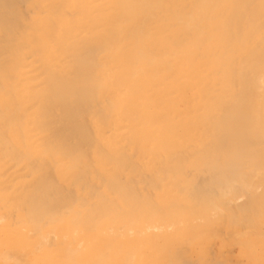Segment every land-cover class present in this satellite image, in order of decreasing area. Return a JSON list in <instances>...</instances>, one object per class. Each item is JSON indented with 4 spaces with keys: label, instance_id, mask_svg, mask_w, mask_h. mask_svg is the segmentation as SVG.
<instances>
[{
    "label": "bare ground",
    "instance_id": "obj_1",
    "mask_svg": "<svg viewBox=\"0 0 264 264\" xmlns=\"http://www.w3.org/2000/svg\"><path fill=\"white\" fill-rule=\"evenodd\" d=\"M163 16L186 40L222 18L205 121L178 120L174 53L145 35ZM233 246L264 264V0H0V264H232Z\"/></svg>",
    "mask_w": 264,
    "mask_h": 264
},
{
    "label": "rangeland",
    "instance_id": "obj_2",
    "mask_svg": "<svg viewBox=\"0 0 264 264\" xmlns=\"http://www.w3.org/2000/svg\"><path fill=\"white\" fill-rule=\"evenodd\" d=\"M221 20L222 18L220 16L213 17L208 23H204L201 25V29L199 33L195 34V36L192 39L186 40L188 37L187 36L184 37L183 24L179 23L177 20L173 23H170L167 21V18H164L163 16V18H160L159 20L150 24L151 26L150 25L148 26L149 28L147 30V33L145 34L147 35L146 37L151 39V41L155 44V46L170 47V49H172L171 51L174 53L171 55L166 54L164 56V59H162L163 61L162 64L161 65L158 64V65L160 67H163V65L164 66L169 65L170 67H172V71L169 72L170 73L169 75L162 76L163 75L162 74L161 77L162 79L168 80V82L172 84L169 87H171V89L176 92V93H173L170 97H173L174 99V100L172 99L173 103L177 106V108H179L178 120L180 122H183V124L185 123L184 126H188L190 125V123L195 124L196 122H198L197 120L205 121L203 119L206 118L205 116L207 112L212 106L215 105L217 97L219 98L223 94V91H224L223 86H225L227 82L228 70L224 69V71L219 72L215 69V66L213 69L211 65V60L213 61L215 60V57L212 54V49H215L216 46H219L223 43L222 38H221L223 23L221 22ZM186 46H188V48H186ZM197 53H198V57H197ZM196 60L198 62V74L192 73V70H191L190 62H194ZM181 84L185 85V88L184 87L179 88L178 86ZM210 86L212 87V89ZM177 92H178V95H177ZM163 110L164 109L162 108L160 111L162 112ZM200 114H202L203 116ZM165 118H166L165 119L166 121L164 120L165 123H169V121L171 122V120H167V119H170L169 115H165ZM23 167L24 166L19 165L17 168L23 172L24 171ZM235 171H238V170H235ZM243 201L244 199H242V201L240 200L239 202L241 203ZM217 247L218 245L214 247L213 249L214 252L215 250L216 252H218ZM238 252H239V248L234 247V246L230 247L229 250L226 251L227 254H231V257L233 259L232 264H242V263L245 264L246 261H242V259L238 257ZM169 262L170 261L165 262V263H169ZM171 263H174V262H171Z\"/></svg>",
    "mask_w": 264,
    "mask_h": 264
}]
</instances>
